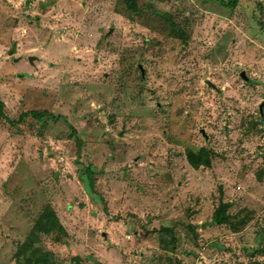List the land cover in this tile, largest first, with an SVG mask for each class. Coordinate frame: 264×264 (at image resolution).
<instances>
[{
    "label": "rangeland",
    "instance_id": "obj_1",
    "mask_svg": "<svg viewBox=\"0 0 264 264\" xmlns=\"http://www.w3.org/2000/svg\"><path fill=\"white\" fill-rule=\"evenodd\" d=\"M136 1L0 0V264H264V0Z\"/></svg>",
    "mask_w": 264,
    "mask_h": 264
},
{
    "label": "trees",
    "instance_id": "obj_2",
    "mask_svg": "<svg viewBox=\"0 0 264 264\" xmlns=\"http://www.w3.org/2000/svg\"><path fill=\"white\" fill-rule=\"evenodd\" d=\"M126 4H127V8L129 9V11L134 14L138 11H140V8L137 5V1L136 0H125ZM166 18H170L171 15L169 13H164L163 14ZM5 107V103L0 99V116L2 118H6L4 113H3V109ZM30 113L34 114V115H39L41 116V113H37L36 111H31ZM45 114H48L47 112ZM42 118V117H41ZM7 121H11L10 118H6ZM187 159L188 162L190 163V165L192 167H194L195 169L199 168L200 166H210L211 161H210V157L208 155V153L205 151V149H201V151L199 153H195L192 150H188L187 151ZM86 173H88L87 175H85ZM93 174V170L91 167H87L85 169V171H83V173L80 174V179L83 180L84 185L87 187V189L90 191L92 190V181L91 179V175ZM56 223L53 224H57L59 229L63 230L64 226L59 222L58 218L55 217L54 220ZM211 222L213 224H224V223H231L232 225V221H231V215L228 214L226 212V208H225V204L223 202H221V204H219V206L214 210L213 214H212V218H211ZM241 223H234V228L237 229L238 226ZM48 228L47 225H38L34 231L29 235V237L32 236H36V231L38 230V228H42V227ZM36 264H56L52 253H50L49 251H43L35 260Z\"/></svg>",
    "mask_w": 264,
    "mask_h": 264
},
{
    "label": "water",
    "instance_id": "obj_3",
    "mask_svg": "<svg viewBox=\"0 0 264 264\" xmlns=\"http://www.w3.org/2000/svg\"><path fill=\"white\" fill-rule=\"evenodd\" d=\"M30 61H33V57L32 56L30 57ZM241 76H244V72L241 73ZM262 106L263 105H261V109H262Z\"/></svg>",
    "mask_w": 264,
    "mask_h": 264
}]
</instances>
